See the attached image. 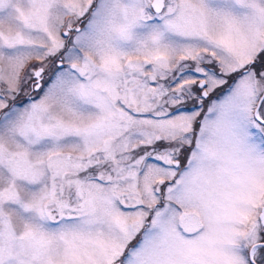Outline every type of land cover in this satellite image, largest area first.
<instances>
[{
    "label": "snow or ice",
    "instance_id": "6c2138e0",
    "mask_svg": "<svg viewBox=\"0 0 264 264\" xmlns=\"http://www.w3.org/2000/svg\"><path fill=\"white\" fill-rule=\"evenodd\" d=\"M0 264H264V0H0Z\"/></svg>",
    "mask_w": 264,
    "mask_h": 264
}]
</instances>
